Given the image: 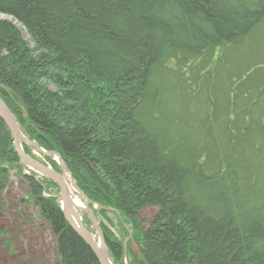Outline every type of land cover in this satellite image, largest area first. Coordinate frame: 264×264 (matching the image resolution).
I'll use <instances>...</instances> for the list:
<instances>
[{"label": "trees", "instance_id": "trees-1", "mask_svg": "<svg viewBox=\"0 0 264 264\" xmlns=\"http://www.w3.org/2000/svg\"><path fill=\"white\" fill-rule=\"evenodd\" d=\"M0 14L1 98L100 213L126 219L130 264H264V0H0ZM13 167L0 117L1 206ZM24 177L59 264H101L45 180Z\"/></svg>", "mask_w": 264, "mask_h": 264}, {"label": "rangeland", "instance_id": "rangeland-1", "mask_svg": "<svg viewBox=\"0 0 264 264\" xmlns=\"http://www.w3.org/2000/svg\"><path fill=\"white\" fill-rule=\"evenodd\" d=\"M0 19H10V17L0 14ZM17 122L23 135L29 141V143L22 141V148L24 152L61 172L57 157L49 156L40 151L37 146H39L42 150L49 152L35 140L26 135L24 129L18 121V118ZM19 164L21 165L20 162ZM14 167L10 170L8 185L2 195L3 200L1 202L3 204L2 206L0 205V264H59L55 249L56 238L54 235H52L51 230L46 225H42L41 221L37 219V215L33 207L26 205L23 202V199L28 195L29 192L24 175H29L32 173V171L28 170L22 165V170H18ZM66 167V174H68L72 181L80 188L67 164ZM38 180H45L44 183L45 186H47L46 193H48V195H53L56 197V199L60 197L59 188L49 183V180L51 179L40 177ZM97 205L98 204H91L89 206H91L93 209L99 225L100 223H104L109 226L115 236L123 243L124 256L119 264H130V261H139V247L132 238V232L129 223L122 216L114 213L115 211H113L111 208L106 211L105 215L100 213V209ZM78 213L81 215L85 212L78 210ZM31 219L34 220L31 221ZM83 220L85 227L88 228V230L94 235L95 228L91 219L88 218L86 214H84ZM5 232H9L11 234L6 236L4 235ZM9 237L13 238V247L11 250H9L8 247L6 248V240ZM109 256L112 263L116 264L110 254V251ZM137 258L139 260H137Z\"/></svg>", "mask_w": 264, "mask_h": 264}, {"label": "water", "instance_id": "water-1", "mask_svg": "<svg viewBox=\"0 0 264 264\" xmlns=\"http://www.w3.org/2000/svg\"><path fill=\"white\" fill-rule=\"evenodd\" d=\"M0 117L3 119L5 124L7 125L8 129L12 134V138L14 140V147L19 155L20 163L23 167L27 168L28 170L33 171L35 174L39 176H43L53 180L60 190V197L56 199V202L60 205L67 221L71 225V227L80 235V237L92 248L98 259L100 260L101 264H113L111 258L109 256V247L105 241V235L97 221L95 214L89 210V205L91 201L88 197L82 192V190L76 185L77 191L81 194L86 206L84 209H79L80 211L87 212V215L92 221V224L95 230L98 232V235L101 239V244L96 241L92 233L85 227L83 220L78 214L74 207L69 204L70 198L67 195V187L64 181V177L66 176V164L61 158V156L55 151L46 152L42 150L39 146L37 148L42 151L43 153L49 156H57L60 164L61 172L57 171L56 169L50 167L49 165L31 157L26 152H24L22 148V141L25 143H29L27 138L23 135L19 124L17 122V118L15 114L12 112L10 107L7 103L1 98L0 96ZM34 173L31 175L35 176ZM101 208V206H99Z\"/></svg>", "mask_w": 264, "mask_h": 264}, {"label": "bare ground", "instance_id": "bare-ground-1", "mask_svg": "<svg viewBox=\"0 0 264 264\" xmlns=\"http://www.w3.org/2000/svg\"><path fill=\"white\" fill-rule=\"evenodd\" d=\"M19 157V156H18ZM57 157V156H56ZM57 159H58V162H59V158L57 157ZM19 162H20V158H19ZM60 165V164H59ZM34 173V172H33ZM35 174V173H34ZM35 177L36 178H38V179H40V177H43V176H37L36 174H35ZM53 181V180H52ZM64 181H65V183H66V187H67V189H66V191H67V195H68V197L70 198V200H69V204L70 205H72L73 207H74V209H75V211L78 213V210L79 209H84L85 208V206H86V204H85V202H84V200H83V198H82V196H81V194L77 191V189H76V184L72 181V179H71V177H69L68 176V174H66V176L64 177ZM58 186V185H57ZM82 190V189H81ZM83 192V191H82ZM84 193V192H83ZM85 194V193H84ZM86 195V194H85ZM87 196V195H86ZM89 199V198H88ZM90 200V199H89ZM91 201V200H90ZM95 205L96 203H93L92 201H91V203L90 204H88V205ZM98 207L99 206H101V205H97ZM101 208H102V206H101ZM101 208H99V209H101ZM86 209V208H85ZM113 211H116V212H118L117 210H115L114 208H111ZM89 210L90 211H92L93 213H94V211H93V209L91 208V206H89ZM88 210V211H89ZM88 211L87 212H85V213H83V214H81L79 217H81L82 218V220H83V215L84 214H86L87 215V213H88ZM79 214V213H78ZM88 216V215H87ZM88 218H89V216H88ZM84 221V220H83ZM103 231V230H102ZM93 235V234H92ZM95 235V236H94ZM94 238H96V241L97 242H101V239H100V236L98 235V232L95 230V233H94ZM131 235H132V233H131ZM98 238V239H97ZM105 241H106V239H105ZM101 244V243H100ZM107 244V243H106Z\"/></svg>", "mask_w": 264, "mask_h": 264}]
</instances>
